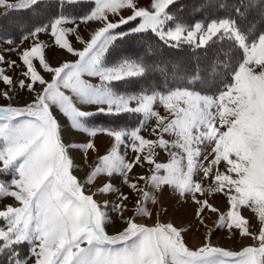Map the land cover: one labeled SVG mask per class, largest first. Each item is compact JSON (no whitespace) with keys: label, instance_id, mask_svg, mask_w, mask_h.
<instances>
[{"label":"snow or ice","instance_id":"6c2138e0","mask_svg":"<svg viewBox=\"0 0 264 264\" xmlns=\"http://www.w3.org/2000/svg\"><path fill=\"white\" fill-rule=\"evenodd\" d=\"M178 3L0 0L2 20L31 14L0 26V264H264V0H197L187 17ZM52 48L73 59L53 64ZM185 49L188 67L165 55ZM165 191L192 201L207 242L136 222ZM112 213L124 226L109 234ZM214 230L255 243L214 246Z\"/></svg>","mask_w":264,"mask_h":264},{"label":"rangeland","instance_id":"374dc122","mask_svg":"<svg viewBox=\"0 0 264 264\" xmlns=\"http://www.w3.org/2000/svg\"><path fill=\"white\" fill-rule=\"evenodd\" d=\"M140 2L144 3L145 0H140ZM4 11H5V9L0 7V13H2ZM123 14L125 16H127L129 14V12L125 11ZM96 27H97V25L94 24V23L91 25V28H96ZM90 30H91L90 28L82 27L81 34L84 36L85 39L88 38ZM42 39L47 40L48 37H42ZM16 46H18V45H16ZM7 47H8V45H6V44H0V48H7ZM24 47H27V44H25ZM76 47L79 48V47H81V45L77 44ZM46 55H47V58L53 64H57V63H59L60 61H63V60H71V59H73L72 56L66 54L63 51L57 50L56 48H52L51 50H48ZM10 58L13 59V60L17 59L15 54H12ZM9 74L10 75H17L15 73H9ZM17 78H18V76H17ZM30 99H31V97L28 95V93L22 92L19 100L17 101V103L23 104L24 102H26V101H28ZM3 103H4V101L0 100V104H3ZM159 110L163 114V109H159ZM153 123H154V121H153ZM150 127H151V125H149V128ZM143 134L146 137H148V138H152V137L149 136L148 131H145ZM72 136H73V140H83V139L86 138L83 134H80V133H78L76 131L72 132ZM95 142H96V145L99 148V151H100L101 154H103L105 152V149L111 143L110 139L106 135H99L96 138ZM88 157H89V160L87 162L86 168L85 167H81V170L83 171V173H85V174H83L84 178H86V174L90 171V166L92 165V163L95 160V153H91L90 152L88 154ZM158 159H159V162H166L168 157L166 156L165 153H160ZM77 160L82 162L79 155L77 156ZM136 171L139 172L140 169L137 168ZM103 182H104L103 179H99V180L96 181V185H100ZM114 182L118 183V180H116ZM92 191H95V189L92 190ZM164 194L165 195H163L160 198V204L156 205L157 206L156 210H158V215L154 213V215H153L151 220H149L147 218H144V217H139V218H137L136 222L137 223L151 224L154 220H156L158 218L162 219V221H164V222H168V221L174 222L172 219H170L167 216L163 215L165 213V210L168 209L167 207L169 206V204H171L170 206H173L174 212L175 213L177 212L179 214L180 218L184 219V221H185V222H182V225H178L175 222L174 223L177 224L178 226H184V227H188L190 225L189 231L187 232V234H185V239L186 240H192L193 236L200 237V239H201L202 234H199V233H196V232H193V233L190 232V230L192 228L195 230L194 222L195 223L198 222L197 220H195L196 218L194 216V212H195V207L196 206L192 203V201L189 199L185 203V202L179 201L178 199H176V197L170 196L167 191H165ZM166 194H167V196H166ZM172 198H173L174 201L172 200ZM98 199L102 201L104 199H112V197L102 196L101 199L100 198H98ZM219 199H221V197L217 196V198L215 200H213L212 202L219 205V203H221V200H219ZM217 201H218V203H217ZM5 202H8V201H5ZM130 207H131V205H130ZM160 212H162V214H160ZM133 213H134V210L128 211L125 214H126V216H132ZM244 215L246 217H249V218H251L253 216V214L250 211H245ZM111 216H112L113 223L107 227V231L109 232V234H114L117 230L122 229L121 226H124V225H123V222L120 219H118V216L115 213H112ZM206 216L212 222L216 219V217L214 215L210 214V213H206L205 217ZM206 221L207 220H205V224L207 223ZM208 226L212 227V224H209ZM258 228H259V224L255 220H253V228H252L253 232H256L258 230ZM204 242H207L206 239H205V241H202L200 245H202V243H204ZM211 243L214 246H220V247H224L226 249L237 250L238 251L243 246H248V245L254 244L255 241H253L251 239L239 238L238 236L232 235V234L227 233L226 231H223V230H219V231L214 230L211 233ZM187 245L189 247H192V246H190V244L188 242H187ZM200 245H198V246H200Z\"/></svg>","mask_w":264,"mask_h":264},{"label":"trees","instance_id":"16d2710c","mask_svg":"<svg viewBox=\"0 0 264 264\" xmlns=\"http://www.w3.org/2000/svg\"><path fill=\"white\" fill-rule=\"evenodd\" d=\"M197 0H179V3L171 8V11H176L177 8H179L182 5H185V10L183 15L187 17L189 13L191 12V7L193 4H195ZM4 12L0 13V17H2ZM31 15L27 12H14L11 14V16L6 19L2 20L0 19V26H3L7 29L8 32H12L14 29V25L18 20H26L28 16ZM12 38H15L13 36ZM165 55L173 59L175 62L180 63L181 65H184L185 67L190 66L191 64L195 63V57L192 56L188 51L182 50V51H175V50H165ZM107 118H102L101 123H103Z\"/></svg>","mask_w":264,"mask_h":264},{"label":"bare ground","instance_id":"6f19581e","mask_svg":"<svg viewBox=\"0 0 264 264\" xmlns=\"http://www.w3.org/2000/svg\"><path fill=\"white\" fill-rule=\"evenodd\" d=\"M63 122V121H62ZM72 139H73V136H72ZM78 156V155H77ZM88 160H89V157L87 156V159L86 160H84L83 162H80L79 160H77V157H76V161H75V163H76V165H77V167L79 168V170L75 173L79 178H81V180H83V179H85L84 178V175L83 174H85V173H83V171L81 170V167H85L86 168V165H87V162H88ZM89 164V163H88ZM95 187H96V185H93V186H91V188H90V191H92V190H94L95 189ZM124 191H127V189H123ZM165 195V194H164ZM166 196H167V194H166ZM169 196V195H168ZM174 197V196H173ZM97 198H102V196L101 197H97ZM104 198V197H103ZM177 199V198H176ZM175 199V200H176ZM172 200H173V198H172ZM219 200H221V199H219ZM218 200V201H219ZM166 201V200H165ZM174 201V200H173ZM218 201H217V203H218ZM173 203V202H172ZM171 204H169V206L166 208L167 210H166V212L163 214L164 216H167L168 218H170V219H172L175 223H177L178 225H182V222H185L184 221V219H182V218H180V216H179V214L176 212H174V208H173V206H170ZM219 205H221V203H219ZM154 207V209H156L157 208V206H153ZM160 214H162V212H160ZM126 215V214H125ZM131 215V214H130ZM118 219H119V217H118ZM196 220V219H195ZM205 220H207L206 222V224L207 225H209V224H212V221L206 216L205 217ZM195 226V227H194ZM194 228H195V230L192 228L191 230H190V232L191 233H193V232H196V233H199V234H202V237H201V239H200V237H195V236H193V238H192V240H186V242H188L189 244H190V246H192V247H195V246H198V245H200L201 244V242L202 241H205V239H206V237H205V235H204V227L199 223V222H197V223H195L194 222ZM211 226V225H210ZM123 226H121V228H122ZM187 234V233H186Z\"/></svg>","mask_w":264,"mask_h":264}]
</instances>
